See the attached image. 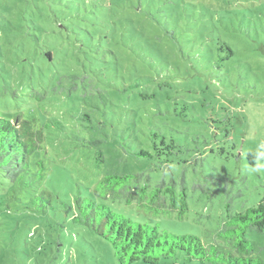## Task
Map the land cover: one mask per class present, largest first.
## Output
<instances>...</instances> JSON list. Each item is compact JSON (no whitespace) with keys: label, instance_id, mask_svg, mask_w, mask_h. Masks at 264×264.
<instances>
[{"label":"rangeland","instance_id":"1","mask_svg":"<svg viewBox=\"0 0 264 264\" xmlns=\"http://www.w3.org/2000/svg\"><path fill=\"white\" fill-rule=\"evenodd\" d=\"M0 115L45 130L30 173L0 171V264H118L74 219L77 196L210 244L229 207L264 197V173L246 167L264 139V0H0ZM109 173L141 174L139 189L149 176L145 200L173 181L185 217L96 195ZM247 237L264 260V232Z\"/></svg>","mask_w":264,"mask_h":264},{"label":"trees","instance_id":"2","mask_svg":"<svg viewBox=\"0 0 264 264\" xmlns=\"http://www.w3.org/2000/svg\"><path fill=\"white\" fill-rule=\"evenodd\" d=\"M44 139V128L36 126L32 120L0 115V171L11 181L22 179L31 172V156L42 148ZM139 153L153 156L147 150ZM33 164L36 174L30 179L41 180L45 170L43 160H35ZM141 177L139 173L106 174L95 186L94 193L102 198L123 196L128 204L137 199L140 207L155 214L177 210L178 218L185 217L188 210L185 188L177 192L173 181H160L145 200L149 176L139 189ZM30 179L26 184H30ZM43 191L36 198L49 201ZM160 192L168 195L167 209L162 207ZM75 205L74 219L90 226L112 243L118 264H132L138 260L156 264L162 258H177L180 253L188 261L198 260L201 264H264V260L254 254V243L247 237L249 228L264 232V197L244 211L232 212L229 207L227 220L216 231V239L210 244L196 234H173L157 225L134 221L94 197L77 196Z\"/></svg>","mask_w":264,"mask_h":264},{"label":"clouds","instance_id":"3","mask_svg":"<svg viewBox=\"0 0 264 264\" xmlns=\"http://www.w3.org/2000/svg\"><path fill=\"white\" fill-rule=\"evenodd\" d=\"M252 162L247 165V170L251 174L264 173V139L260 141L256 149L251 152Z\"/></svg>","mask_w":264,"mask_h":264}]
</instances>
